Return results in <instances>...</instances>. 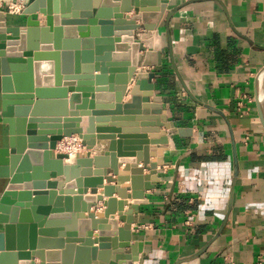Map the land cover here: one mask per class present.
Here are the masks:
<instances>
[{"label":"crops","instance_id":"obj_1","mask_svg":"<svg viewBox=\"0 0 264 264\" xmlns=\"http://www.w3.org/2000/svg\"><path fill=\"white\" fill-rule=\"evenodd\" d=\"M3 2L0 11L5 14L6 26L23 29L26 17L22 13H9L6 7L12 2ZM161 3L166 5L156 29L163 50L161 65L136 67V73L155 75L151 81L152 97L160 102L163 124L169 125L168 129L161 127L159 133L166 135L167 144H151L159 141V134H142L149 128L141 126L137 117L125 120V115L108 116V122L93 123V127H109L114 123L116 134L112 135L124 137L123 143L136 140L130 137H144L139 140L147 144L140 145L142 151H136L132 158H118L114 153L117 175L112 172L110 158L103 167H87L91 178L102 179L96 186L85 187L81 183L68 187L62 177L50 180L57 182L53 190L57 194L83 192L84 188L87 191L80 195L77 204L71 203L69 212L64 204L60 208L74 219L77 236L82 233L91 242L85 251H78L81 244H74L71 264L115 263L117 245L126 234L120 237L118 234V229L126 225L121 217L125 218L133 203L131 167L145 168L140 175L143 189L150 183L144 178L153 164L156 174L151 179L158 183L144 190L145 202L138 204L137 211L130 216L132 224L127 231L130 245L134 248L142 245L137 256L141 260L133 264H264V130L254 100L256 79L264 69V0H161ZM134 15V9L123 13L125 19ZM150 15L146 25L154 21V15ZM32 19L43 20L39 14ZM135 24L141 27L134 31L136 39H152L153 32L144 31L141 20ZM90 73L98 75L95 67ZM112 85L115 87V82ZM133 85L134 78L122 94L121 104L130 102ZM96 87L93 82L90 88ZM65 89L69 96V89ZM115 94L112 92V98L102 103L94 99L93 109L112 110ZM78 105L73 110L80 118L84 111H91L87 106L76 110ZM147 113V118L153 117L149 109ZM179 129L184 131L179 133ZM7 140L8 127L0 116V148L7 146ZM108 143L97 140L90 151L83 147V155L90 153V158L102 155ZM59 153L57 148L52 151L53 156ZM73 157L71 162L69 158L63 159V164L73 165ZM145 157L147 166L143 165ZM40 167L44 173L43 166ZM82 170H78L81 181ZM96 171L98 176H94ZM7 184V179H0V197ZM104 187L113 189L111 199L115 200V213L106 220L103 203L108 198L103 195ZM118 192L124 195L123 199L118 198ZM99 197L101 201L96 200ZM87 215L93 218L84 224L81 221ZM100 228L108 235L103 238L110 243L107 250H98L96 244L101 240ZM114 233L115 237L109 236ZM111 241H115V247ZM30 262L40 263L36 256Z\"/></svg>","mask_w":264,"mask_h":264},{"label":"water","instance_id":"obj_2","mask_svg":"<svg viewBox=\"0 0 264 264\" xmlns=\"http://www.w3.org/2000/svg\"><path fill=\"white\" fill-rule=\"evenodd\" d=\"M128 1L32 0L22 12L26 17L23 29L7 27L5 14L0 11V116L1 122L8 127L7 146L0 148V179L8 180L0 197V264H33L30 260L35 256L39 264H71L70 253L74 244H81L78 251H85L91 245L82 233L79 236L75 233L74 219L60 211L64 204L69 212L71 203L77 204L80 195L87 193L86 189L57 194L53 191L57 182L50 180L62 177L68 187L81 183L85 187L96 186L102 179L91 178L87 167H103L110 158L112 172L117 175L114 153L118 158H132L136 151H142L140 145L147 144L139 140L144 137H130L136 140L123 143L124 137L112 135L116 134L113 132L114 123L107 125L109 127H93V123L108 122V116L119 118L125 115V120L137 117L136 121L141 126L149 128L142 134H159L161 127L169 128L160 118L159 100L152 97L154 73H136V67L161 65L163 50L159 47L156 29L166 5L161 0H132V5L127 6ZM132 9L135 15L125 19L123 13ZM37 14L43 20L32 19ZM150 14L154 15V21L146 25ZM137 20H141L144 31L153 32L152 39L139 41L134 37V31L141 28L135 24ZM92 67L98 72L96 77L90 73ZM133 78L131 100L123 105L121 96ZM93 82L97 86L95 90L90 88ZM114 82L115 87L112 85ZM65 88L69 89V96ZM114 91L112 110L93 109L94 99L102 103L111 99ZM88 98L92 101L88 102ZM254 100L257 118L264 130L262 94L257 89ZM77 104L80 105L76 110L87 106L91 111H84L81 114L83 118H80L73 110ZM148 109L153 117H146ZM142 114L145 116L141 117ZM182 131L179 129V133ZM95 133L98 135H93ZM72 135L81 139L87 151L97 140L109 141L108 147L102 155L92 158L90 153L78 155L73 165H64L66 156H53L52 151L56 150L58 142ZM157 139L159 141H151V144H167L165 134H159ZM158 153L160 156L161 150ZM147 164L145 157L143 165ZM158 164L163 165L162 161ZM40 166H43L44 173ZM79 168H83L82 181L78 177ZM131 168L133 203L124 214L125 218L121 217L126 225L118 229V234L120 237L126 233L125 239L119 241L115 263L110 264L140 262L137 256L142 252V245H136L134 251L127 232L132 224L130 216L137 211L138 204L145 202L144 190H150L158 183L151 179L156 174V164L149 167V175L144 180L150 183L143 189L140 188V175L145 168ZM94 174L98 176L97 171ZM107 182L111 180L107 179ZM112 192L111 187L103 188V195L108 198L103 203L104 220L115 213ZM63 195L65 197H61ZM72 195L74 197H70ZM117 195L124 198L120 192ZM90 218L92 215H87L81 222L87 224ZM99 231L98 250H107L110 243L103 238L108 235L103 233V228ZM109 236L115 237L116 234ZM111 244L115 247V241Z\"/></svg>","mask_w":264,"mask_h":264},{"label":"built area","instance_id":"obj_3","mask_svg":"<svg viewBox=\"0 0 264 264\" xmlns=\"http://www.w3.org/2000/svg\"><path fill=\"white\" fill-rule=\"evenodd\" d=\"M28 1L29 0H19V3L12 2L6 7L7 11L12 14H20L25 9ZM1 2L2 0H0V3ZM61 142L62 143L64 142L63 143L64 145L62 144L61 147L58 146L57 148L58 152H60L59 153L60 155H65L66 158H69L71 155H73L74 159L78 155H83V146L81 144V140L77 136L75 137L71 136L69 138H64Z\"/></svg>","mask_w":264,"mask_h":264},{"label":"bare ground","instance_id":"obj_4","mask_svg":"<svg viewBox=\"0 0 264 264\" xmlns=\"http://www.w3.org/2000/svg\"><path fill=\"white\" fill-rule=\"evenodd\" d=\"M256 89H257V91L259 92V93H261L262 94V108H263V113H264V71H262L260 74H259V76H258V78H257V83H256ZM73 137H75V136H77V135H72ZM78 137V136H77ZM79 138V137H78ZM80 139V138H79ZM68 140V139H67ZM81 140V139H80ZM64 143V142H63ZM62 142H61V145L60 146H62V144H63ZM64 145V144H63ZM58 146H59V144H58ZM58 146H56V148H58ZM72 155L69 157V161L71 162L72 161Z\"/></svg>","mask_w":264,"mask_h":264},{"label":"rangeland","instance_id":"obj_5","mask_svg":"<svg viewBox=\"0 0 264 264\" xmlns=\"http://www.w3.org/2000/svg\"><path fill=\"white\" fill-rule=\"evenodd\" d=\"M3 1H5V0H2V2L0 3V7L2 6V5H4V2ZM10 2H14V3H19V0H9ZM3 7V6H2ZM66 159H68V158H66Z\"/></svg>","mask_w":264,"mask_h":264}]
</instances>
